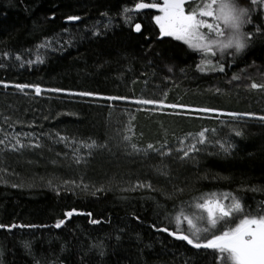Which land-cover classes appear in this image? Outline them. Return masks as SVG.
I'll return each instance as SVG.
<instances>
[{"label":"trees","instance_id":"16d2710c","mask_svg":"<svg viewBox=\"0 0 264 264\" xmlns=\"http://www.w3.org/2000/svg\"><path fill=\"white\" fill-rule=\"evenodd\" d=\"M137 2L0 0V81L9 85L0 84V140L18 132L39 145L0 148V224L36 226L0 229V264H217L213 250L152 226L175 230L165 218L205 195L230 193L252 214L264 207V87H251L264 85L262 9L245 28L248 47L221 58L160 37ZM202 60L212 66L200 71ZM146 99L158 103H138ZM192 144L199 153L182 159ZM73 208L92 215L67 219Z\"/></svg>","mask_w":264,"mask_h":264},{"label":"snow or ice","instance_id":"6c2138e0","mask_svg":"<svg viewBox=\"0 0 264 264\" xmlns=\"http://www.w3.org/2000/svg\"><path fill=\"white\" fill-rule=\"evenodd\" d=\"M252 2L255 3L256 0H252ZM193 3H195V0H157V2L150 3L140 0V2L135 3L134 10L137 12L144 9L157 10L158 14L153 15L151 18L159 28L160 37H172L176 41H183L189 48L203 53L206 57H214L219 53L223 58L229 49L234 48L237 53H240L248 47L252 39V35L244 31L245 25L251 23L248 8L238 7L236 0H203L202 3L196 5V8L191 7ZM186 5L188 10H186ZM123 11L127 14L133 9L125 8ZM80 19L79 16L67 17L68 21H78ZM130 22L131 17L125 15V23ZM134 28L135 32L142 34L140 23H136ZM45 46L47 45H41L40 47ZM4 55L8 54L5 53ZM16 59L19 60L20 57L17 56ZM36 62H42L39 56ZM28 63H32V61ZM204 64L212 66L211 60H202L201 64L197 65L200 71H205V68L201 66ZM218 66L220 71L224 70L222 63ZM0 84H3L4 87L9 86L3 81H0ZM13 87L19 91L35 88L37 94L41 92L39 85L15 84ZM251 87H264V85L253 83ZM53 91H61V89H53ZM79 95L95 96L98 94L81 92ZM107 99H124V97H108ZM138 103L155 104L158 101L146 99L138 101ZM170 107L177 106L171 105ZM200 111L214 112L217 110L205 108ZM227 115L239 117L253 114L228 113ZM259 119L264 120V116H260ZM235 134L237 136L242 135L240 131H236ZM124 139L129 140L130 137L126 136ZM2 143L4 142L0 141V144ZM205 143V134L200 132L198 144L204 145ZM17 145H19V148L27 146L21 144L19 139L12 145L13 149H16ZM87 147H96V142L93 141ZM230 147L220 143V149L225 153L230 151ZM132 148L139 151L135 144L132 145ZM147 148L153 149V145L149 144ZM199 151L197 144H192L187 150H183V157L181 158H192ZM160 154L166 155L163 152ZM139 186L143 187V185ZM262 213H264V207L258 209L256 214L247 212L241 200L230 193H224L219 198L216 194H211V198L205 195L182 204L173 217H166L168 224H175V230H170L169 227L157 228L155 224L152 227L157 231L168 233L178 240L186 241L188 245H192L196 249L213 250L216 254L217 264H264V214ZM64 215L67 219H71L74 215L91 216L92 213H79L73 208ZM91 223L99 224L100 221L91 220ZM185 223L186 228L184 227ZM63 224H65V220H59L55 227L60 228ZM200 224L206 226L201 227ZM18 227L36 226L0 224V229L11 230ZM25 247H28V245L26 244ZM94 247L102 248L101 245H95ZM101 255H103L102 251Z\"/></svg>","mask_w":264,"mask_h":264},{"label":"rangeland","instance_id":"374dc122","mask_svg":"<svg viewBox=\"0 0 264 264\" xmlns=\"http://www.w3.org/2000/svg\"><path fill=\"white\" fill-rule=\"evenodd\" d=\"M202 2H203V0H199L196 3L192 4L191 7L192 8H196V5L197 4H200ZM238 3L241 4L243 7L248 8L250 10V13H249L250 14V17H251V15H252L253 12H255V11L259 10V9L260 10L262 9L263 15H264V0H256L255 3H253L252 0H238ZM186 10H188V6H186ZM155 14H158V12H154L153 15H155ZM247 25H245L244 31H245V28H246ZM42 90L43 89L41 88V91ZM34 91H35V88H34ZM35 94H37L36 91H35ZM39 94H37V95H39ZM161 105L163 107L171 106L170 104H161ZM176 108H188V107L177 106ZM203 109H205V108H203ZM193 110L199 111L201 109L193 108ZM200 112L207 113V112H203V111H200ZM215 112L216 111H214L213 113H215ZM228 113L227 112H224V111L223 112L220 111V113H218V114L219 115H222V114H228ZM3 134L5 136L0 140V141H3L4 142V143L0 144V148H3V149H8V150H11V151H17V149H19V145H17L16 149H13V147H12V145L15 144V142H16L17 139H19V141L21 142V144L27 145L29 147H36L38 145V143H36L34 141L35 138H34V136L32 134L28 135V134H23V133H18V132H11V133H5L4 132ZM82 147H86V146L82 145ZM56 180H53L51 182H48L47 183L48 186L53 185L54 183L55 184H60V185H68V184L71 185L72 184V182L70 180L69 181L64 180L65 182H62V180H60V181H56ZM199 226L205 227L206 225L200 224Z\"/></svg>","mask_w":264,"mask_h":264},{"label":"water","instance_id":"95a60500","mask_svg":"<svg viewBox=\"0 0 264 264\" xmlns=\"http://www.w3.org/2000/svg\"><path fill=\"white\" fill-rule=\"evenodd\" d=\"M195 1H198V0H195ZM144 2H147V1H144ZM150 3V2H149ZM135 11V10H134ZM147 11H153V12H157V10H153V9H144V10H141L139 12H147ZM137 12V11H135ZM81 18V17H80ZM81 20V19H80ZM80 20L78 21H68L67 18L65 19V22H68V23H76V22H79ZM192 246V245H191ZM193 247V246H192Z\"/></svg>","mask_w":264,"mask_h":264},{"label":"clouds","instance_id":"9594fccd","mask_svg":"<svg viewBox=\"0 0 264 264\" xmlns=\"http://www.w3.org/2000/svg\"><path fill=\"white\" fill-rule=\"evenodd\" d=\"M236 4H237L238 7H240V8H244L241 4L238 3V0H236ZM235 52H236V51H235ZM236 53H237V52H236ZM237 54H238V53H237Z\"/></svg>","mask_w":264,"mask_h":264},{"label":"bare ground","instance_id":"6f19581e","mask_svg":"<svg viewBox=\"0 0 264 264\" xmlns=\"http://www.w3.org/2000/svg\"><path fill=\"white\" fill-rule=\"evenodd\" d=\"M151 12H153V11H151ZM154 13V12H153Z\"/></svg>","mask_w":264,"mask_h":264},{"label":"flooded vegetation","instance_id":"af4514ba","mask_svg":"<svg viewBox=\"0 0 264 264\" xmlns=\"http://www.w3.org/2000/svg\"><path fill=\"white\" fill-rule=\"evenodd\" d=\"M187 6V5H186Z\"/></svg>","mask_w":264,"mask_h":264}]
</instances>
